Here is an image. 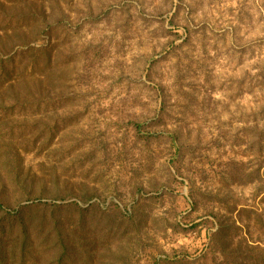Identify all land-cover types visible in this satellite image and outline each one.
Returning <instances> with one entry per match:
<instances>
[{"label": "rangeland", "instance_id": "1", "mask_svg": "<svg viewBox=\"0 0 264 264\" xmlns=\"http://www.w3.org/2000/svg\"><path fill=\"white\" fill-rule=\"evenodd\" d=\"M0 78V264H264V0H0Z\"/></svg>", "mask_w": 264, "mask_h": 264}, {"label": "trees", "instance_id": "2", "mask_svg": "<svg viewBox=\"0 0 264 264\" xmlns=\"http://www.w3.org/2000/svg\"><path fill=\"white\" fill-rule=\"evenodd\" d=\"M1 82H3V81H1V78H0V87L2 86L1 85ZM0 208H3V205L2 204H0ZM9 251H10V247L9 246L8 247L6 246V248H4V255H3L4 264H9V260H10V258H9ZM3 260H2V262H3Z\"/></svg>", "mask_w": 264, "mask_h": 264}]
</instances>
